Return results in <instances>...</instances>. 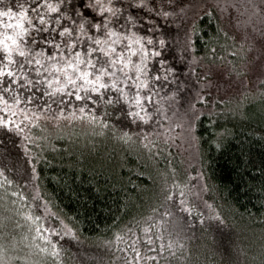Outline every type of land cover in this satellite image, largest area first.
<instances>
[{
    "label": "trees",
    "instance_id": "trees-1",
    "mask_svg": "<svg viewBox=\"0 0 264 264\" xmlns=\"http://www.w3.org/2000/svg\"><path fill=\"white\" fill-rule=\"evenodd\" d=\"M134 1L129 5L135 6ZM86 2L90 0H67L60 5L64 15L40 11L49 23L60 18L57 30L67 26L79 34L72 20L84 21L89 35L101 37L90 24L103 18L83 7ZM34 7L35 0H4L0 12H27L35 22ZM106 16L110 28L127 37L118 50L130 60L136 56L132 52L139 55V43L131 40L137 34L146 42L151 39L145 29H124L119 9ZM177 25L185 44L177 57L188 61L168 64L163 57L154 58L147 88L138 91L133 87L138 81L117 72L123 92L101 90L97 95L67 86L62 98L49 95L46 83L28 89L17 84L19 102L7 108L0 102V124L8 125L0 127L3 264H125L133 256V240L149 258L156 255L143 243L149 237L153 248L163 246L159 264H264V77L247 68L256 57L264 69V47L256 51L236 33L235 23H225L213 8L200 12L190 28L186 21ZM33 36L62 43L51 28ZM166 36L172 41L167 50H177L179 43ZM32 47L54 51L42 43ZM158 61L164 64L161 74L153 70ZM205 67L225 70L227 79L239 82V90L228 95L195 92L213 80L200 77ZM25 72L33 81L45 79L31 69ZM68 91L85 99L78 101ZM6 95L11 101L12 94ZM136 112L147 122L131 115ZM14 223L35 236L37 257L10 247L18 237L5 232ZM15 253L26 256V263L15 260Z\"/></svg>",
    "mask_w": 264,
    "mask_h": 264
},
{
    "label": "snow or ice",
    "instance_id": "snow-or-ice-1",
    "mask_svg": "<svg viewBox=\"0 0 264 264\" xmlns=\"http://www.w3.org/2000/svg\"><path fill=\"white\" fill-rule=\"evenodd\" d=\"M3 2L4 0H0V4H3ZM65 2L67 0H56L55 4L50 2V0H35V7L32 8L38 18L35 22L29 17L27 12H21L16 16L10 11L0 12V17L4 18L0 20V27L3 28V32H0V35L3 36V39L0 40V102L6 108L10 107L12 102H19L13 88V85L17 84L21 88L28 89L34 84L46 83L47 87L51 89L53 85H61L63 83V86L56 87L53 92L48 94H65V88L72 86L73 89L79 88L85 93L90 92L99 95L101 90L123 92V88H118L116 83L120 79L116 74L120 72L127 79L138 81V83L133 84V87L137 88L138 91L148 87L141 79L142 75H147V63L143 57L159 56L160 53L159 51L144 50L142 46L143 57L139 60V63L133 65L137 74L129 75L128 72H125L131 60L123 50H118L117 45L121 40H126L127 37H121L114 32L110 28L111 21L106 16V14L113 16L117 14L118 9L111 7L112 0H90V2H86L83 5L90 11L94 9L103 18L99 23L90 24L91 28L102 33L101 37L89 35L85 31L84 21L77 23V21L72 20V23L77 24L79 29V34H77L73 28L67 26L57 30L56 25L61 23L59 17L49 23L41 15V7L46 8L49 13H61L60 5ZM136 6L143 7V0H140V3ZM61 14L64 15L63 13ZM76 14L83 15L82 12H76ZM65 18L72 19L67 16ZM10 20L15 22L9 23L8 21ZM37 23L47 26L36 27ZM29 26H31V29ZM50 28L52 33L62 38V43L56 42L55 38L38 41L33 36V32L47 33ZM135 42L140 43V40ZM40 43L48 48H53L54 51L47 52L44 48L33 51L32 46ZM153 43L152 39L147 40V44ZM159 43L162 44L163 41ZM124 47L131 49L130 44H125ZM131 55L135 56L137 53L132 52ZM45 56L46 60L44 59ZM13 65H15V69H13ZM26 68L34 71L37 77H45V79L33 81L27 76ZM163 78L167 79V76ZM154 79L159 80L161 77L156 75ZM21 81H25V83H20ZM8 93L12 94L11 101L6 95ZM66 94L75 96L78 101L85 99V97L76 94L75 91H68ZM88 99H91V97H88ZM145 100L150 102L151 97L146 96ZM108 102L111 103V100ZM136 104L142 106V101L137 98ZM80 110L84 111V108L82 107ZM131 115L147 122L145 117L141 116L139 112L131 113ZM0 127L6 128L8 125L0 124ZM148 233L149 229H144L145 236H148ZM120 239H123V237H120ZM143 243L148 245L149 251L156 252V255L149 258L136 247L137 241L133 240L130 244L133 256L131 259H127L125 264H139L141 260L146 261L149 259L151 264H159L158 257L163 255V246L161 248H153L154 241L150 237L144 240ZM167 247L171 248V245L169 244ZM0 264H3V262H0Z\"/></svg>",
    "mask_w": 264,
    "mask_h": 264
},
{
    "label": "rangeland",
    "instance_id": "rangeland-1",
    "mask_svg": "<svg viewBox=\"0 0 264 264\" xmlns=\"http://www.w3.org/2000/svg\"><path fill=\"white\" fill-rule=\"evenodd\" d=\"M129 3L130 0H112L111 7L114 9L117 8L120 12L124 13L121 24H123L124 27H128L124 29L131 33L134 30L145 29L148 33L147 36L149 37L150 35V38L153 39L154 43L147 44L146 39H143L142 36L137 34L138 37L133 38L131 42L140 40L139 55H136L134 58L131 57V63H129L125 72L134 71L133 65L139 63V60L143 57L142 46L144 50L159 51L160 53L159 56L143 57L147 63V75H142L143 81L146 85L148 75L151 76L150 72L152 73L150 64L154 58L156 60L157 57H163L168 64L171 63L169 60H172V64L173 62H176V59L179 60V64L188 61L187 56L183 58L177 57L178 53L181 54L185 48L184 41H181L184 32H178L180 30H177V21L180 22V25L182 21H186L190 28L194 18L200 14V12L206 10V8L215 9L225 23H228V21L233 24L235 23L234 28L236 29V33L240 38H244L245 41L253 46L256 51H261L264 47V0H143V7L136 6L140 3V0H138L137 3L134 1L135 6H130ZM165 13H167V15H165ZM132 14L137 17H134ZM232 26L229 27L232 28ZM166 29L167 31H165ZM181 30L183 29L181 28ZM166 35L173 37L176 44L179 43L177 50L173 49V52L167 50V48H170L168 44L170 42L172 43V41L170 39V41L167 42L165 38L167 37ZM177 35H179L178 38ZM160 41H163V43L160 44ZM254 53L255 52L252 51L249 57L253 56ZM196 62L197 61L194 63L193 61V64L199 66ZM154 63L153 70L158 72V74H161L164 65L163 62L162 65L159 61ZM261 63H263V61L255 57L253 62L251 61L247 65V68L251 70V75L253 70L259 79L264 77V69L261 66ZM243 69L248 70L246 68ZM185 70V72L188 71L187 68H185ZM192 71L193 69L191 68L189 72ZM199 75L202 79L204 75L211 76L213 80L203 82L195 92H202V94H204L206 92L221 91L228 95L233 90H239V82L236 80H230L229 78L227 79L225 70L219 69L218 67H210V69L205 67L201 70V74L199 73ZM61 86H63V83L61 85H53V88L50 89L49 92H47V90L45 91L50 93L53 92L56 87ZM55 95L63 98V95L60 93H56ZM183 123V121L180 122L181 127ZM183 137L186 139L185 136ZM12 221L14 222L11 218L9 223L11 224ZM11 226V229L8 231L6 230L5 233L11 236L10 234L12 232L18 237V241L12 240L13 238H8L10 241L12 240V246L10 247H13V250L16 249L17 253H23L24 250L26 253L37 257L35 254L36 252L33 253V251H38L39 246L35 242V236L30 235V231L28 232V227H23L22 225L20 226L15 223ZM8 242L6 244H8ZM3 244H5V242ZM13 256L15 257V260L19 259L25 263L27 261V257L22 254L15 253ZM5 259L0 255V262H4Z\"/></svg>",
    "mask_w": 264,
    "mask_h": 264
}]
</instances>
